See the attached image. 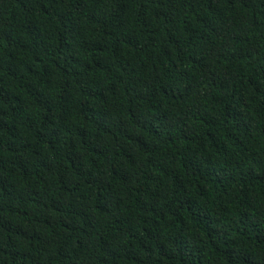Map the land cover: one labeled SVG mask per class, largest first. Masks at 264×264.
I'll use <instances>...</instances> for the list:
<instances>
[{
  "label": "trees",
  "instance_id": "16d2710c",
  "mask_svg": "<svg viewBox=\"0 0 264 264\" xmlns=\"http://www.w3.org/2000/svg\"><path fill=\"white\" fill-rule=\"evenodd\" d=\"M0 264H264V0H0Z\"/></svg>",
  "mask_w": 264,
  "mask_h": 264
}]
</instances>
